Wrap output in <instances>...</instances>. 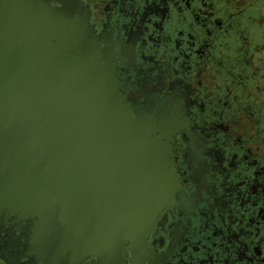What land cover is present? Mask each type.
Here are the masks:
<instances>
[{
    "label": "flooded vegetation",
    "instance_id": "obj_1",
    "mask_svg": "<svg viewBox=\"0 0 264 264\" xmlns=\"http://www.w3.org/2000/svg\"><path fill=\"white\" fill-rule=\"evenodd\" d=\"M80 19L96 64L168 154L172 194L115 255L105 239L42 252L38 218L8 212L0 262L264 264V0H0V48L6 31L42 35L76 58Z\"/></svg>",
    "mask_w": 264,
    "mask_h": 264
},
{
    "label": "water",
    "instance_id": "obj_2",
    "mask_svg": "<svg viewBox=\"0 0 264 264\" xmlns=\"http://www.w3.org/2000/svg\"><path fill=\"white\" fill-rule=\"evenodd\" d=\"M85 24L75 23L76 58L40 44L42 35L1 34L0 217H37L48 254L105 239L115 255L149 230L175 181L162 144L96 64Z\"/></svg>",
    "mask_w": 264,
    "mask_h": 264
}]
</instances>
